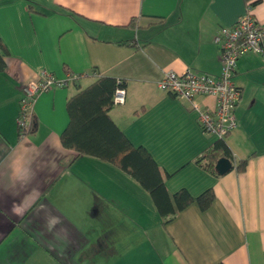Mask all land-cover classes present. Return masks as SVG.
<instances>
[{
	"label": "crops",
	"instance_id": "1",
	"mask_svg": "<svg viewBox=\"0 0 264 264\" xmlns=\"http://www.w3.org/2000/svg\"><path fill=\"white\" fill-rule=\"evenodd\" d=\"M247 5L264 26V0H0V264L34 253L53 264H264V60L237 62V127L224 139L233 168L223 176L195 163L218 140L192 105L213 110L215 100L157 87L169 71L219 76L214 36ZM43 71L84 77L39 96L34 128L19 140L23 88ZM100 77L124 81L110 117L150 154L168 194L212 189L209 209L193 203L163 227L129 174L62 146L68 99Z\"/></svg>",
	"mask_w": 264,
	"mask_h": 264
},
{
	"label": "trees",
	"instance_id": "2",
	"mask_svg": "<svg viewBox=\"0 0 264 264\" xmlns=\"http://www.w3.org/2000/svg\"><path fill=\"white\" fill-rule=\"evenodd\" d=\"M118 88H125L124 81L100 77L68 99V123L60 135L62 146L78 155L110 163L129 174L150 194L163 227L193 203L202 211L209 209L216 198L212 189L196 198L184 189L169 195L162 174L150 154L144 148L132 146L114 123L109 113L113 108V95ZM220 158L233 160L224 140L214 143L195 163L206 172L221 176L215 170ZM246 165V159L239 161L236 172L243 173Z\"/></svg>",
	"mask_w": 264,
	"mask_h": 264
},
{
	"label": "built area",
	"instance_id": "3",
	"mask_svg": "<svg viewBox=\"0 0 264 264\" xmlns=\"http://www.w3.org/2000/svg\"><path fill=\"white\" fill-rule=\"evenodd\" d=\"M213 42L220 55L219 76L191 69L169 71L162 75L157 87L177 99L190 102L196 97L213 98V110L199 105H192V108L198 116L201 130L216 140H224L237 127L235 109L240 100V91L234 83L237 62L246 55H255L264 60V26L252 14V6L247 5L244 14L231 27L218 30ZM81 77L84 75L67 73L63 78H56L43 71L37 81L27 84L18 103V139L26 138L34 128V107L39 96L54 89L67 88ZM124 100L125 88L116 89L113 106L122 105Z\"/></svg>",
	"mask_w": 264,
	"mask_h": 264
},
{
	"label": "rangeland",
	"instance_id": "4",
	"mask_svg": "<svg viewBox=\"0 0 264 264\" xmlns=\"http://www.w3.org/2000/svg\"><path fill=\"white\" fill-rule=\"evenodd\" d=\"M112 166H114V165H112ZM115 168H117V167H115ZM21 257L22 258L24 257V254L22 252H18V254L15 253L14 260H17L18 258H21ZM5 259H6V257H5ZM25 264H53V262L50 261V259L48 257H43L41 255L34 253V255H32L31 257L28 258V260L26 261Z\"/></svg>",
	"mask_w": 264,
	"mask_h": 264
},
{
	"label": "water",
	"instance_id": "5",
	"mask_svg": "<svg viewBox=\"0 0 264 264\" xmlns=\"http://www.w3.org/2000/svg\"><path fill=\"white\" fill-rule=\"evenodd\" d=\"M233 168V164L231 160L227 158H220L215 165V170L217 173L221 176L225 175L229 171H231Z\"/></svg>",
	"mask_w": 264,
	"mask_h": 264
}]
</instances>
